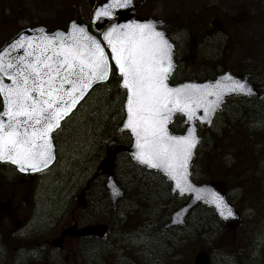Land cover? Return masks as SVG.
Returning a JSON list of instances; mask_svg holds the SVG:
<instances>
[{
    "label": "rangeland",
    "instance_id": "rangeland-1",
    "mask_svg": "<svg viewBox=\"0 0 264 264\" xmlns=\"http://www.w3.org/2000/svg\"><path fill=\"white\" fill-rule=\"evenodd\" d=\"M98 2L0 0V48L24 28L44 26L50 31L65 30L72 20L90 22ZM212 8L218 16L211 13ZM136 12L140 17L150 16L165 22L181 20L186 24L170 35L179 61L173 83L212 78L225 69L237 74L246 68L257 74L264 70V0H146L137 6ZM224 17V21L236 20L231 33L233 40L220 27ZM191 44L199 53L193 63L183 61ZM125 99L126 92L119 78L96 87L57 132L58 161L46 173L21 181V175L11 166L0 165L1 204L5 209L13 207L15 219L21 223L17 232L9 235V240L0 234V249L4 243L13 251L14 247L24 244L19 238L27 237L31 230L33 233L26 245L51 248V241L61 233V224L77 206L81 190L89 186L85 194L88 210L82 217L87 223L109 224L113 230L110 241L114 245H109L110 251L103 245L106 254H102V246H90L87 259L79 257L81 252L77 248L70 260H67V251L57 252L59 264H193L202 238L218 239V245L209 254L211 264H264V192L250 198V192L256 194L259 189L246 186V171L239 174V169L236 172L231 167V157L235 154L240 168L244 157L240 148L245 147L237 148L232 144L233 138L237 140L242 133L248 141L247 147L259 139L260 135L253 137L252 132L255 124L264 123V102L232 101L211 128H200L204 141L196 161L204 160L215 142L224 147L221 156L229 176L223 187L240 214L239 221L223 223L212 209L199 207L185 227L164 231L162 226L182 199L174 197L164 202L166 189L162 179L151 176L146 179L147 185L134 189L135 183L127 185L131 195L125 196L115 211L103 187L104 177L99 166L105 158L107 144L112 140L123 145L132 142L130 135L120 129L125 119ZM173 130L184 131L182 120L174 123ZM127 157L125 154L118 157L120 166ZM205 172L195 162L194 181H206ZM131 178L122 177L123 180ZM229 241V251L222 250L221 244ZM15 253L16 250L10 253L7 264H20L25 254L20 251L15 256Z\"/></svg>",
    "mask_w": 264,
    "mask_h": 264
},
{
    "label": "snow or ice",
    "instance_id": "snow-or-ice-1",
    "mask_svg": "<svg viewBox=\"0 0 264 264\" xmlns=\"http://www.w3.org/2000/svg\"><path fill=\"white\" fill-rule=\"evenodd\" d=\"M130 3L107 0L97 7L94 19L112 18L116 9ZM161 23H111L98 39L72 22L64 32L49 34L41 28L34 30L38 35L22 33L0 51V74L11 81L0 80V162H10L20 171L46 167L54 158L51 133L62 117L95 83L118 73L126 89L123 127L135 138V159L162 170L179 192H195L196 199H203L202 190L189 179V161L199 139L195 127L174 135L168 125L176 113L184 114L189 125L209 120L226 93L252 89L228 74L223 82L171 85L173 44L158 29ZM10 49L24 54L9 57ZM200 109L203 115L197 116ZM210 197L222 216L233 215L223 196L211 192Z\"/></svg>",
    "mask_w": 264,
    "mask_h": 264
},
{
    "label": "water",
    "instance_id": "water-1",
    "mask_svg": "<svg viewBox=\"0 0 264 264\" xmlns=\"http://www.w3.org/2000/svg\"><path fill=\"white\" fill-rule=\"evenodd\" d=\"M140 1H145V0H131V3L124 9H116L115 10V15L112 18H103V19H94V14L95 11L97 9V7L105 4L107 2V0H101L99 1L93 11L92 14V19L91 22L92 24H97L99 22H103V26L105 24H107L109 21H111V23H128L130 21H140V22H144L146 20L152 19V20H156V21H160L162 22L161 24H159L157 27L159 30H162L166 33L165 31V26L166 23L163 20L160 19H156L155 17H139L136 15L135 13V6L137 3H139ZM72 22H76L78 25H82L86 28V30L91 34L89 31L88 26L80 21V20H73L69 23L68 28L66 31H68L70 29L71 23ZM110 23V24H111ZM107 25L103 31H105L107 29L108 26ZM43 29L46 33H55L56 31H61L64 32L63 30H56L53 32H48L47 29L45 27H37V28H25L22 29L13 39H11L9 42H7L4 46H2L0 48V51H3V49L5 47H8L11 43H13L15 41V39L18 38V36L20 34H24V35H28V36H33V35H38V33H36L34 30L35 29ZM102 31V32H103ZM102 34V33H101ZM167 38L170 40V42L173 44V62H174V69L172 74L169 77V83L173 86L179 85V84H183V83H188V84H198V85H204V84H209V83H215V81L217 79H220L222 82L224 81V77L225 74L231 75L233 77H235L236 79L240 80L242 83H246L251 89V93H226L224 95V99L222 100L220 106L213 112L211 113L209 120H205V121H201L199 119H197L194 122V125H189V123L187 122L186 117L184 116V114L182 113H176L174 114L172 120L170 121L168 127H169V131L174 134V135H183L186 133L187 128L189 126H194L195 130H196V135L197 137H199L196 146L193 149V155L189 161V179L191 181V183L198 189H201V193L200 195L204 196L203 199H196V195L197 193L195 192H184L181 193L179 192V190H177L175 188V182L172 181L162 170H158L155 168H151L145 164H141L137 159H135L134 157V153L136 152V148H135V138L132 135L131 131L129 129H126L123 127L124 122L126 121V108H125V104H124V109H125V119L120 127L122 132H126L129 133L131 138H132V143L129 146L126 145H122L120 144L117 140H112L106 148V156L105 159L103 160V162L101 163V165L99 166V170L102 171V175L105 176V181L103 183V186L106 190L107 195L110 198V201L113 205V209L117 208V205L123 200L124 198V190L120 187L118 181L115 179L114 177V167H115V163L117 160V157L121 154V153H125L134 163H136L137 165L144 167L147 171L153 172V173H157L159 175H161L166 182H168L170 184V192L173 196H177L179 198L182 199H186V201L180 206L178 207L170 216V219L167 223L164 224L163 226V230H172V229H179V228H183L186 225V221L187 219L190 217L191 214H193V212L196 210L197 207L199 206H205L207 208H211L213 209V211L215 212L216 216L224 223H227L229 221H233L236 222L239 220V213L235 210L234 206L229 202L226 194L224 193L222 186H216L213 183H204V184H198L195 183L193 181V166H194V160L197 156V152L198 149L201 145V143L203 142V136L200 135L199 133V127L200 126H206L208 128L212 127L214 121L216 120L217 116L223 111L225 105L227 104L228 99L230 98H234V97H240V98H244V99H264V93L260 92L258 89H256L254 83L251 82V74L250 73H246V74H234L232 73L229 69L224 70L223 72L217 74L214 78L212 79H205V80H197V79H193V80H184L175 84L171 83V78L173 77V75L175 74L178 64L176 62V57H175V45L174 43L171 41L170 37H168L167 33H166ZM97 37V36H96ZM98 39H102L101 35L100 37H97ZM103 43V42H102ZM105 51L109 52L110 50L107 49V47H105ZM23 50L21 49H10L9 52L6 54L9 57H16L18 55H23ZM110 63L111 60H110ZM118 74V73H117ZM119 75V74H118ZM111 77V73L109 74V78L105 81L102 82H98L95 83L90 89H88L83 96L77 101L76 106L73 107L71 109V111H69L67 113V115H64L62 117V119L59 122V126L56 127L55 129H53L52 134L57 131L62 123L68 118L70 117L80 106V104L86 99V97L92 92V90L101 85V84H105L110 80ZM0 80H3L4 83H11V81L8 79L7 76H3V74H0ZM120 85H121V79H120ZM122 87V86H121ZM123 88V87H122ZM124 89V88H123ZM126 91V89H124ZM2 99V98H1ZM214 99V97H213ZM126 101V100H125ZM2 111V109H1ZM203 115V110L200 109L197 112V116H202ZM177 118H181L183 120V124L186 127L185 131L183 133H173L171 130V126L175 123ZM54 145V143H53ZM53 154H54V158L52 160L51 163H49L46 167H43L41 170L38 171H20L19 168L16 165H13L10 162H1V163H7L10 164L12 166H15L16 169L18 170V172L22 173V174H32V173H37V172H41L44 171L46 169H48L49 167H51L52 165H54L55 161H56V149L55 146L53 147ZM89 189V187H87L86 189H84L81 193V195L78 198V207L81 208V210H86L88 208V203L87 200L85 198V194L86 191ZM211 192H217L219 193L221 196H223L225 204L228 208L231 209V211L233 212L232 216H222L220 214V211L216 208L215 204L211 202V197H210V193ZM109 233V227L106 224H96V225H90V226H86L84 228L78 229L77 225H72L70 227H68L64 232L63 235H70L76 238L79 237H95V238H99V239H104L107 237ZM193 264H211V259L210 256L208 255V253L206 251H200L199 253L196 254V256L194 257L193 260Z\"/></svg>",
    "mask_w": 264,
    "mask_h": 264
},
{
    "label": "flooded vegetation",
    "instance_id": "flooded-vegetation-1",
    "mask_svg": "<svg viewBox=\"0 0 264 264\" xmlns=\"http://www.w3.org/2000/svg\"><path fill=\"white\" fill-rule=\"evenodd\" d=\"M264 102V101H263ZM259 123H261L259 121ZM253 134H258L259 139L253 140L251 142V146H245L244 148H240L242 152H244L243 157V163L240 166V168L243 166V168H238L240 161L237 155L233 154L231 159V167L234 171L237 172V169H239V174H242L243 171H246L248 174V177L245 181L246 186L255 187L256 191L259 189L260 192H257L256 194H251L249 197H255L256 195H260V193L264 192V123L262 124H255L254 125V131ZM57 134V133H56ZM54 134V143L56 145L57 149V143ZM239 154V153H238ZM58 160V159H57ZM13 168V167H12ZM14 169V168H13ZM15 170V169H14ZM44 174L42 173H36L31 175H23L20 177L21 181H25L26 179L32 180L35 177H38L40 175ZM257 183H259V186H257ZM254 189V191H255ZM229 198V197H228ZM257 199H260L259 201L263 202L260 197ZM230 200V198H229ZM235 206V204H234ZM236 208V207H235ZM15 211L13 207H9V209H5L1 202H0V234L4 237H6V240L10 239L9 235H13L17 232V228H20L21 223L17 222L14 215ZM86 214L85 211H81L79 209L72 210L70 213V217L61 224L62 230H64L68 225L76 224L79 228L84 227L86 225H89L91 223H87L82 215ZM232 224V223H231ZM234 224V223H233ZM62 230L59 235H57L50 243L51 248H43L38 247L36 245L35 247H29L26 245V243L29 241L31 235L33 233V230L29 232V235L25 238H19L24 244H20L19 246L15 247L14 250H16L15 256L17 253L22 251L25 256L22 257L20 260V264H59L60 258H58V253L60 251L64 252L67 251V260H70L71 256H74L75 249L77 248L78 251L81 252V255L79 254V257L81 259H87L86 251L90 246H97L100 245L103 248V245L105 248H109V245L113 246L114 244L110 241L111 234L113 232L111 226L109 225V233L105 239L99 240L97 238H73L71 236H62ZM3 246L1 250V264H7L8 260H10L11 256L10 253L13 251H10L8 246L4 243H1ZM103 248L102 254H106V249ZM42 251L43 254L40 253ZM76 255V254H75ZM10 263V262H9ZM16 264V263H15Z\"/></svg>",
    "mask_w": 264,
    "mask_h": 264
},
{
    "label": "trees",
    "instance_id": "trees-1",
    "mask_svg": "<svg viewBox=\"0 0 264 264\" xmlns=\"http://www.w3.org/2000/svg\"><path fill=\"white\" fill-rule=\"evenodd\" d=\"M210 11H211V13H214L216 16H218L216 14L217 12L213 8ZM216 18H219V17H216ZM224 19H225V17L223 18V22H221L220 27H222L223 32L226 33L225 36L229 40H233L231 33H232V29H233L234 25L237 24L236 20L228 19V21H224ZM84 22H86V21H84ZM166 23H167L166 32L169 36L171 34L175 33L178 29L180 30L181 27H183V26L186 27V24L181 20H174L173 19V20L166 22ZM176 23H178V25H176ZM86 24L88 25L89 30L93 34H95L96 36H100V31L102 30L103 22L100 24H96V25H92L89 22H86ZM175 25L178 27H176ZM216 32L217 31H214V33H216ZM213 34H209V35H213ZM194 47L195 46L193 44H191V49L188 50L186 57L183 61H185V62L191 61L193 63V62H195V60H197V58L199 57V53L196 50H194ZM222 67L225 69L224 65ZM246 72L252 73V80L254 81L257 89L259 91L264 92V70H261V72L257 74V73H253V70L246 68L243 72H240V74L246 73ZM257 76H258V78H257ZM115 79H118V75H117V73H112L110 81H113ZM232 101H234V100H230V102H232ZM245 112L247 113L246 110H245ZM249 112H254V110L249 111ZM257 113H260V112L258 111ZM239 134H240V137L237 140L233 138V141H232V144L236 145L237 148L246 146L247 142H248L242 133H239ZM216 139H217V141L220 140L219 137H217ZM235 141L237 144H235ZM223 149H224V147H219V144H217L215 142L214 146H212V148H210V150L206 153L204 160L199 159L198 161H196L197 160V158H196L195 162L200 164L201 167L203 169H205L207 172V173L205 172L207 174V179L204 182L213 183L216 186H223V184H225L228 181V176H229L228 167L225 166L224 161H223V157L221 156ZM127 159L128 160L125 161V163L122 164L121 166L118 163V159H117V162H116L115 168H114L115 178L118 181V183L120 184V186L125 190V196L131 195L130 193H128V191L126 189L127 185H131L132 183H135V185H132L133 189L136 188V186L147 185L148 183L146 182V179L152 176V177H157L159 179H162V182L164 183V186L166 189V193L164 196V202L167 203L170 200H173V198L175 196H172L170 193V185L159 174L147 171L145 168H143V167L137 165L136 163L132 162L130 158L127 157ZM123 176H131L132 178L130 180H123L122 179ZM204 182H200V183H204ZM223 189H225V188L223 187ZM180 201L181 202L179 204H177L178 206H180L182 203H184V199H182ZM201 240H202V243H201V246L199 247L198 251L203 250V251L208 252V254L211 253L212 248L214 246L218 245V239L214 240V241H210V240H206V239L202 238ZM230 241L228 243H222L221 249L224 251H229L228 247L230 246Z\"/></svg>",
    "mask_w": 264,
    "mask_h": 264
}]
</instances>
